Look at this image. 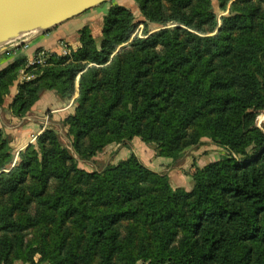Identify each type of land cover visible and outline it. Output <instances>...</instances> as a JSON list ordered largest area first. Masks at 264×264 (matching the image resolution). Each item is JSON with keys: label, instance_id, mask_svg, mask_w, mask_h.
Returning a JSON list of instances; mask_svg holds the SVG:
<instances>
[{"label": "trees", "instance_id": "16d2710c", "mask_svg": "<svg viewBox=\"0 0 264 264\" xmlns=\"http://www.w3.org/2000/svg\"><path fill=\"white\" fill-rule=\"evenodd\" d=\"M135 1L176 26L113 54L133 26L129 10L111 7L100 44L82 30L71 60L51 57L10 112L26 114L47 90L71 98L79 76L62 121L79 159L135 137L156 157L177 160L203 138L227 156L196 169L185 191L134 153L86 171L52 128L11 167L0 130V264H264V0L233 1L214 34L211 0ZM20 62L0 71V107Z\"/></svg>", "mask_w": 264, "mask_h": 264}, {"label": "rangeland", "instance_id": "374dc122", "mask_svg": "<svg viewBox=\"0 0 264 264\" xmlns=\"http://www.w3.org/2000/svg\"><path fill=\"white\" fill-rule=\"evenodd\" d=\"M233 1L235 0L227 1L225 7L222 8L220 6L219 0H211L212 9L217 19V28L213 33L209 34H214L217 32L221 25V18L228 14L229 8ZM113 6H121L129 10L132 13L131 26H133L129 40L117 46L113 54L119 52L122 48H127L129 46V43L133 39H145L149 35L154 34L159 30L166 28L173 29L176 26L172 23L162 25L150 21L142 14L135 0H111L100 4L93 10H87L84 13L80 14L83 18L82 20H79L80 18H77L79 20L78 22L80 27L74 30V41L70 37H65L55 39L52 43H47L48 45H37L45 39H49L51 37V34L55 32V28L58 25H61L63 22L47 28L25 32L24 35H21L19 38L7 43L0 48V60H2V62L4 63L7 62V65L4 68H6L17 59L22 58V62H20L19 66H17L12 72L16 74V78L13 80L11 86L8 89V95L10 94L11 89L14 90L16 88V92L12 96L10 102H7L8 104L6 105V108L9 112V105L11 104L13 97L18 91L19 85L34 79L37 74H41L40 70L42 66L47 65L51 57H68L69 60H71L72 53L77 51L81 46L80 33L82 30L88 32L97 45L100 44L103 35L105 16L108 10ZM78 78L79 76H76L75 78V93L71 98H61L54 91L47 90L56 94L59 103L67 104V107L62 112H60V118L52 120L49 125H47L50 121L47 117V115L50 114L49 111L41 112L40 114L31 113L33 111V108L34 111H36V103L46 91H44L39 99L33 103L26 114L22 116H15L10 112V115L15 117L16 120L12 119L11 124L8 120H5V124L8 127H10L11 125L12 126L10 127L11 129L8 133L5 131L4 133L11 138L10 146L13 157L11 167L15 166L18 162L19 153L25 151L26 147L29 144L34 145L36 137L44 130L49 128H52L57 132L62 143L69 148L74 158L77 160L78 166L86 171H101L107 165L115 164L119 160L126 159L132 153H134V155L152 172L167 175L169 184L173 189L182 188L185 191H190L192 189L193 183L191 175L196 169L203 168L209 163L218 161L227 156V152L225 150L213 145L208 139L203 138L201 140V143L183 150L181 157H179L177 160H171V158L165 157H156L152 145L145 144L139 138L135 137L130 142L111 143L107 145L102 152L98 153L96 156L92 157L89 160L79 159L76 154L73 153L69 141L65 136V129L62 125L63 119L66 116L74 113L75 107L77 105L75 99L77 97ZM5 103L6 102L4 100L0 108H2ZM25 116L26 118H29V120L26 119V123L25 121L21 123V120H18V118H22ZM29 124L32 126L34 124V129L30 128L32 130L28 131L25 137L16 136L12 131V129L16 131L19 126L22 127ZM263 124L264 112L261 111L256 117L255 125L258 128H262ZM27 137L29 138V142L26 144L28 140H26L25 138ZM133 143L136 144V146L132 145ZM137 146L139 147L133 148ZM156 158L168 159L167 161L171 162L169 164H159L160 168L155 170L156 167L153 165V163ZM141 229L142 228L137 225L138 236L141 235ZM122 233L124 234L125 232L123 231ZM137 264H141V262H137Z\"/></svg>", "mask_w": 264, "mask_h": 264}, {"label": "water", "instance_id": "95a60500", "mask_svg": "<svg viewBox=\"0 0 264 264\" xmlns=\"http://www.w3.org/2000/svg\"><path fill=\"white\" fill-rule=\"evenodd\" d=\"M111 0H0V39L28 25L47 28ZM24 32V33H25Z\"/></svg>", "mask_w": 264, "mask_h": 264}, {"label": "crops", "instance_id": "0c3cea01", "mask_svg": "<svg viewBox=\"0 0 264 264\" xmlns=\"http://www.w3.org/2000/svg\"><path fill=\"white\" fill-rule=\"evenodd\" d=\"M99 6V5H98ZM98 6L96 7H93L92 9H89L88 11L90 10H93L94 8H97ZM80 16V17H79ZM79 16H76L72 19H69L65 22H63L61 25H58L56 28H55V32L53 34H51V37L49 39H45L44 41H42L41 43L37 44V45H48L47 43H52L53 40L55 39H60V38H65V37H70L71 39H73V41L75 40L74 38V30L79 28V20H82L83 17H81V15ZM77 18H80L79 20ZM85 18V17H84ZM3 54V53H2ZM7 65V62L4 63L2 62V60H0V70L3 69L5 66ZM16 89V88H15ZM12 90L10 91V94L8 96L5 97V105H3L2 108H0V129L5 131V132H9V130L11 129L10 127H8L6 124H5V120H8L11 124V120L15 119V117H13L12 115H10V112L8 111V109L6 108V105L8 104L7 102H10L12 96L14 95V93L16 92V90ZM67 107V104H61L59 103L58 99H57V96L55 93L53 92H50V91H46L45 93H43V95L41 96V98L39 99V101L36 103V111H34V108H33V111L31 113L35 114H40L41 112H45V111H49V115H47L48 119L50 120L49 123L47 125L50 124V122L52 120H55V119H59L60 118V115L65 108ZM28 117V116H27ZM21 120V123L27 120H29V118H26L25 117H22V118H18V120ZM25 119V120H24ZM27 119V120H26ZM19 124V123H18ZM36 125V124H35ZM34 129V124L33 126L32 125H26V126H19L16 131L12 129V131L14 132V134L16 136H23L25 137L26 133L32 129ZM38 131V130H37ZM40 131V130H39ZM38 133V132H37ZM17 139V138H15ZM26 140H28L29 138H25ZM29 142V140L26 142V144ZM132 145H135L136 144H132ZM139 146L137 147H133V148H138ZM168 159H164V158H156L153 165L156 167V169H159L160 168V165L159 164H169L170 162L167 161ZM172 160V159H171ZM14 264H23L21 262H15Z\"/></svg>", "mask_w": 264, "mask_h": 264}, {"label": "bare ground", "instance_id": "6f19581e", "mask_svg": "<svg viewBox=\"0 0 264 264\" xmlns=\"http://www.w3.org/2000/svg\"><path fill=\"white\" fill-rule=\"evenodd\" d=\"M28 29H35V28L28 25L25 30H28ZM25 30L9 33L6 37L0 39V48L6 45L7 43L19 38L21 35H24Z\"/></svg>", "mask_w": 264, "mask_h": 264}]
</instances>
